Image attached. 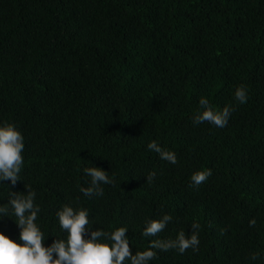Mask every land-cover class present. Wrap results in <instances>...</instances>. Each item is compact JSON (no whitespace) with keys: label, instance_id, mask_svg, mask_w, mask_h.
Masks as SVG:
<instances>
[{"label":"trees","instance_id":"16d2710c","mask_svg":"<svg viewBox=\"0 0 264 264\" xmlns=\"http://www.w3.org/2000/svg\"><path fill=\"white\" fill-rule=\"evenodd\" d=\"M201 98L234 108L226 127L194 123ZM5 123L24 137V166L15 185L0 181V205L11 214L9 193L34 191L45 247L66 239L57 212L70 205L92 230L128 228L133 254L156 238L142 236L150 220L172 217L160 239L200 225L198 251L149 264H264V0H0ZM91 167L115 179L102 196L81 192ZM21 230L0 216L17 243Z\"/></svg>","mask_w":264,"mask_h":264},{"label":"clouds","instance_id":"9594fccd","mask_svg":"<svg viewBox=\"0 0 264 264\" xmlns=\"http://www.w3.org/2000/svg\"><path fill=\"white\" fill-rule=\"evenodd\" d=\"M235 100L241 105L247 102L248 92L243 85L237 87ZM199 103L203 110L194 115L195 124L208 122L218 128L227 126L234 108L226 106L222 111H215L206 98H201ZM24 148V137L13 124L5 123L0 126V181H11L15 185L21 180ZM148 149L157 153L162 160L172 164L178 162L175 152L166 150L155 140L148 144ZM84 173L91 181L90 186L81 188V192L87 197L102 196V185L115 183L114 177L110 178L108 172L99 167L85 168ZM155 175V172L149 173L147 181L151 182ZM211 175V169L196 171L191 176V183L199 186ZM35 196L36 193L30 188L27 195L10 192L7 205H10L11 214L9 207L0 205V216L16 217V222L22 229L20 241L23 242L17 243L0 232V264H149L157 258L158 251L176 250L183 254L189 249L199 250L198 223L192 224L190 236L181 231L175 239L158 238L172 220L166 214L161 219L147 222L142 236L156 238L150 241L147 250H137L133 254L126 235L128 228L119 227L111 232L92 230L89 211L70 205H65L57 212L60 228L67 233L66 239H58L51 246L45 247L44 233L36 223L40 208L34 203ZM255 223V219L251 220L250 226ZM89 232L90 238L86 239L85 234ZM251 259H258V254L254 253Z\"/></svg>","mask_w":264,"mask_h":264}]
</instances>
